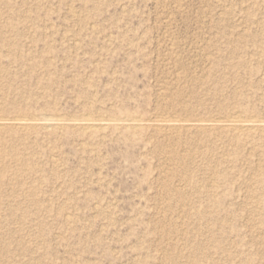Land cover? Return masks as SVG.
Wrapping results in <instances>:
<instances>
[{
    "label": "rangeland",
    "instance_id": "rangeland-1",
    "mask_svg": "<svg viewBox=\"0 0 264 264\" xmlns=\"http://www.w3.org/2000/svg\"><path fill=\"white\" fill-rule=\"evenodd\" d=\"M234 116L264 0H0V264H264L263 127L192 126Z\"/></svg>",
    "mask_w": 264,
    "mask_h": 264
},
{
    "label": "bare ground",
    "instance_id": "bare-ground-1",
    "mask_svg": "<svg viewBox=\"0 0 264 264\" xmlns=\"http://www.w3.org/2000/svg\"><path fill=\"white\" fill-rule=\"evenodd\" d=\"M179 7H182V6H179ZM49 118H48V121L44 124L47 127H50V128L51 127H60V126L64 125L65 121L63 122L62 119L61 120L60 119H51L50 120ZM249 119H244V118H242L240 116H236V117L234 116V117H231L228 120H217L216 119L215 121H211V122H208V123L207 122H198L196 124L192 123V126H195V127H209V128L210 127H213V128L230 127L233 130H235V131H241V132H243V131H251V130L255 129L256 127H263L262 131L264 130V121L254 120L255 118L254 119H250V120ZM45 120H47V119H45ZM3 122H6V121H4V120L0 121V128L7 126ZM12 125H14L17 128H21V129H25L26 130L27 128L36 127V126H38L40 124L37 122V120H36V122H34V121L31 122L29 120H22V118H21V120L17 119L15 121V123L12 124ZM105 125H107V123H104V121H102V120L100 122L87 121V122H85L83 124V126H85V128L87 127V128H91V129L92 128H102ZM128 125L130 127L137 128V127H141L143 124H142V122L133 119V120H130L128 122ZM145 125H148V124H145ZM189 125H191V122H189L188 120L171 119V118L154 119V121H152L149 124V126H152V127L156 128V129H158L159 131L165 132L166 135L169 134V133L170 134L176 133V135H177L182 129H184L186 127H189ZM85 130L87 131V129H85ZM88 130H90V129H88ZM0 155H2V152H0Z\"/></svg>",
    "mask_w": 264,
    "mask_h": 264
}]
</instances>
